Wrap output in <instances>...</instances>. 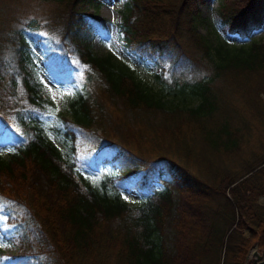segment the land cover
Listing matches in <instances>:
<instances>
[{
    "label": "trees",
    "instance_id": "trees-1",
    "mask_svg": "<svg viewBox=\"0 0 264 264\" xmlns=\"http://www.w3.org/2000/svg\"><path fill=\"white\" fill-rule=\"evenodd\" d=\"M32 1L0 0V149L12 148L0 155V234L16 248H0V263L246 264L253 241L264 250V206L256 203L264 194V147L253 154L240 126L255 119L264 126V41L236 47L199 34L206 0H127L119 24L124 47L159 68L161 86L153 91L92 51L94 27L106 29L90 8L99 0H44L52 5L40 14L42 25L29 12ZM219 10L242 36L264 22V0H221ZM24 20L50 78L74 86L71 118L58 114L51 130L68 154L82 150L104 168V188L134 187L137 204L92 186L44 133L40 125L54 106L30 64L31 42L23 29L14 31ZM10 37L13 61L2 56ZM224 89L243 99L218 101ZM170 96L183 103L169 105ZM190 98L197 104H187ZM218 109L231 113L220 118ZM159 112L173 119L172 129L149 118ZM216 118L220 129L210 126ZM244 144L253 156L229 174L224 161ZM245 173L228 198L227 187Z\"/></svg>",
    "mask_w": 264,
    "mask_h": 264
},
{
    "label": "rangeland",
    "instance_id": "rangeland-1",
    "mask_svg": "<svg viewBox=\"0 0 264 264\" xmlns=\"http://www.w3.org/2000/svg\"><path fill=\"white\" fill-rule=\"evenodd\" d=\"M100 4L97 7H90L91 10L97 11L98 14L105 18L106 20V29L103 31L99 27H94V37L91 43L92 51L99 55V56H109L112 61L116 64L117 67L124 69L126 72L131 73L136 79L140 80L145 88L149 90H158L161 86V80L157 78L156 74L159 72V68L150 60H141L136 55L128 52L127 49L124 47V40L123 34L120 30L119 24L122 20V13L125 10L127 0H99ZM221 0H206L204 4H199L200 9V16L203 19L197 24L196 31L213 41L214 43H225L229 46H241L245 44H249L252 41H264V22L263 24L253 29V31L248 36H242L238 32L233 31L227 23H224L221 18L220 10H219V3ZM32 7L30 8L29 12L38 14V18L40 21V25L45 22V19L40 15H45V12L48 7L52 5L44 0H33ZM29 14V15H30ZM33 16V15H30ZM14 21H12L13 23ZM27 20L22 22H15L14 24V31L15 29H23L25 36L27 37L28 41L31 42V46L33 48V52L31 53L30 64L33 68V72L35 77L41 82L42 85V92L44 96L53 103L54 108L51 109L47 117L44 119L45 123L40 125L44 128V133L47 135L49 139L60 148L63 149V153L66 156H71L76 161L77 168L83 173L86 179L97 188L100 192H103L105 189L108 197L113 199H119L121 201H125L128 205L137 204L139 201V195L136 193L134 187L123 185L118 187L116 191H114L113 187L109 184H106L107 187L104 188L103 185V173L104 168L96 166L92 161L89 160V155L86 154L82 150H76L74 153L68 154L66 151V146L62 144V142L56 138L55 132L51 130V126H55L56 124L60 123V118L58 114L63 113L67 117L71 118V111L69 106L70 97L74 94V86L72 85H63L60 86L57 82L50 78V72L46 69L43 58L40 56V45L38 41L35 40L34 36L27 30L28 26L25 24ZM32 28V27H30ZM40 28L39 34L42 35H50L46 29L43 27L38 26ZM10 36V33H9ZM52 38L57 40L59 38L57 33L51 34ZM10 41V42H8ZM13 40L10 37L7 41L3 42L4 48L2 47V56L8 60H12V45ZM247 92L249 91L245 88ZM242 91V90H241ZM244 91V90H243ZM242 91V92H243ZM218 101L224 103L227 100H236L238 97L243 99L240 93L235 92L231 89H224L222 91H217ZM260 96L264 97V91H258ZM170 101L168 102L169 105H176L182 104L183 102L173 96H170ZM220 102V105L222 104ZM189 105H196V99L190 98L187 101ZM242 109H245L246 105L244 102H241ZM218 116L220 118H224V114H229L231 111L227 109L220 110L218 109ZM216 113V114H217ZM182 115V114H181ZM181 117V116H180ZM179 116L174 118L175 122H177L180 118ZM149 118L152 119L154 123H159L162 127L172 129L174 126V122L172 118L166 117L161 112L156 114H150ZM210 126L213 129H220L223 127V122L218 120L209 121ZM246 125V126H245ZM241 129L242 133L248 137L245 141L250 138V146L252 147L254 153H258L261 147H264V126L263 124L255 119L250 121V123H242ZM245 126V127H244ZM161 133L160 135H163ZM159 135V134H158ZM4 139H8L13 141L14 134L6 131L4 133ZM169 136V134H165L161 136ZM10 141V142H11ZM246 147V144L242 146V153H239L236 157L232 156L227 158L224 161V167L226 172L231 174V172L235 170H239L242 165V160L246 156H249L251 147ZM12 149L11 146H6L3 149H0V155L2 157H6L8 155V151ZM253 154H250L253 156ZM264 165H260L261 167ZM258 166L256 169L261 168ZM255 169V170H256ZM254 171V170H253ZM252 172V171H251ZM250 172V173H251ZM250 173H245L241 178H239L234 184L229 185L225 190V195L228 198H231L229 189L234 186L236 183L243 180L245 177L249 176ZM257 175L260 174L259 172L256 173ZM264 176V175H263ZM161 184H158L160 186ZM116 187V186H115ZM262 196V197H261ZM264 194L256 196V203L264 206ZM237 220V218H236ZM236 222V221H235ZM235 226V225H234ZM233 226V227H234ZM243 235L248 237L250 235L249 228H243ZM257 243L254 241L251 244V249L255 247ZM0 248L3 249L8 254H12L15 252L16 248L10 244L9 242L5 241L1 234H0ZM248 250V252H249ZM254 257V256H253ZM252 260V258L250 259ZM0 264H9L6 261L3 263L1 261Z\"/></svg>",
    "mask_w": 264,
    "mask_h": 264
},
{
    "label": "water",
    "instance_id": "water-1",
    "mask_svg": "<svg viewBox=\"0 0 264 264\" xmlns=\"http://www.w3.org/2000/svg\"><path fill=\"white\" fill-rule=\"evenodd\" d=\"M254 256L252 264H264V250L259 251L257 244L252 250H249L247 260Z\"/></svg>",
    "mask_w": 264,
    "mask_h": 264
},
{
    "label": "bare ground",
    "instance_id": "bare-ground-1",
    "mask_svg": "<svg viewBox=\"0 0 264 264\" xmlns=\"http://www.w3.org/2000/svg\"><path fill=\"white\" fill-rule=\"evenodd\" d=\"M251 249V248H250Z\"/></svg>",
    "mask_w": 264,
    "mask_h": 264
},
{
    "label": "flooded vegetation",
    "instance_id": "flooded-vegetation-1",
    "mask_svg": "<svg viewBox=\"0 0 264 264\" xmlns=\"http://www.w3.org/2000/svg\"><path fill=\"white\" fill-rule=\"evenodd\" d=\"M262 197V196H261Z\"/></svg>",
    "mask_w": 264,
    "mask_h": 264
}]
</instances>
